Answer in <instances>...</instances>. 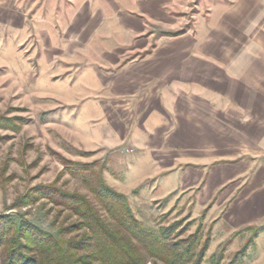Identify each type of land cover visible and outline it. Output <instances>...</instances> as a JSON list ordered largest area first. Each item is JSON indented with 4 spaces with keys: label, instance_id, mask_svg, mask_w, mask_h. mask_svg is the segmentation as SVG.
Wrapping results in <instances>:
<instances>
[{
    "label": "rangeland",
    "instance_id": "374dc122",
    "mask_svg": "<svg viewBox=\"0 0 264 264\" xmlns=\"http://www.w3.org/2000/svg\"><path fill=\"white\" fill-rule=\"evenodd\" d=\"M109 1L123 10L122 1L137 0ZM77 3L0 1V216L58 236L60 226L75 220L63 207L44 197L25 207H17V202L38 188L54 187L96 204L93 186L101 182L127 199L147 230L159 233L176 225L178 240L200 230L202 243L209 240L202 264H264V245L255 243L260 230L247 227L228 233L218 216L210 214L216 198L201 207L197 193L179 191L161 198L153 190L154 181L141 182L152 166L138 168L139 151L115 143L102 111L109 102V69L144 59L161 40L188 33L204 37L227 14L246 27L244 35L257 36V27L264 30V0H159L147 6L138 1L133 16L145 26L143 34L112 28L105 49L98 48L105 44L93 42L92 36L107 22L98 17L93 23L86 6L84 13L76 12ZM244 40L245 46L252 45L248 37ZM259 42L264 46L261 32ZM260 57L264 63V54Z\"/></svg>",
    "mask_w": 264,
    "mask_h": 264
},
{
    "label": "crops",
    "instance_id": "0c3cea01",
    "mask_svg": "<svg viewBox=\"0 0 264 264\" xmlns=\"http://www.w3.org/2000/svg\"><path fill=\"white\" fill-rule=\"evenodd\" d=\"M77 1L76 12L86 6L93 23L98 17L107 22L92 36L105 49L112 28L143 34L145 26L133 16L138 1L147 6L159 0L122 1L121 11L109 0ZM242 20L249 24L246 17ZM239 24L234 14H227L204 37L188 33L161 40L144 59L107 68L109 102L102 111L115 143L139 151L138 168L152 166L141 182L154 181L153 190L161 198L179 191L197 193L201 207L216 198L211 216L217 215L228 233L257 227L255 243L263 246L264 46L259 34L264 36V30L257 27V36L244 35L246 27ZM247 37L250 46L244 45Z\"/></svg>",
    "mask_w": 264,
    "mask_h": 264
},
{
    "label": "trees",
    "instance_id": "16d2710c",
    "mask_svg": "<svg viewBox=\"0 0 264 264\" xmlns=\"http://www.w3.org/2000/svg\"><path fill=\"white\" fill-rule=\"evenodd\" d=\"M95 186L96 204L54 187L38 188L18 201L17 207H25L44 197L75 220L60 226L54 236L27 221L0 216L1 264L203 263L209 240L202 243L200 230L182 240L177 239L181 232L174 235L176 225L159 233L147 230L124 196L101 182Z\"/></svg>",
    "mask_w": 264,
    "mask_h": 264
}]
</instances>
